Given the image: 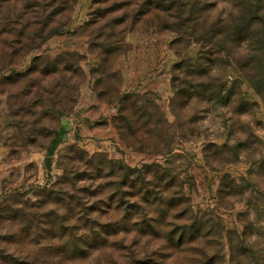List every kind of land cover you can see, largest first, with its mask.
Masks as SVG:
<instances>
[{
    "label": "rangeland",
    "instance_id": "rangeland-1",
    "mask_svg": "<svg viewBox=\"0 0 264 264\" xmlns=\"http://www.w3.org/2000/svg\"><path fill=\"white\" fill-rule=\"evenodd\" d=\"M162 2L0 0V264H264V50Z\"/></svg>",
    "mask_w": 264,
    "mask_h": 264
},
{
    "label": "trees",
    "instance_id": "trees-1",
    "mask_svg": "<svg viewBox=\"0 0 264 264\" xmlns=\"http://www.w3.org/2000/svg\"><path fill=\"white\" fill-rule=\"evenodd\" d=\"M229 1L231 7L222 14L218 11V3L207 0H163L166 6L154 8L169 13L173 20L184 19L201 29L208 19L216 17L209 26V34L214 47L219 50L227 48V42L231 48L241 42L239 49L243 48L242 43H247L252 50H264V0Z\"/></svg>",
    "mask_w": 264,
    "mask_h": 264
}]
</instances>
